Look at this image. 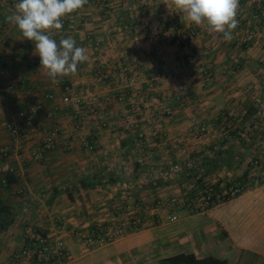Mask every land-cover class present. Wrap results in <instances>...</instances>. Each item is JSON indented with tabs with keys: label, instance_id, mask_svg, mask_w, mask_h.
Instances as JSON below:
<instances>
[{
	"label": "crops",
	"instance_id": "obj_1",
	"mask_svg": "<svg viewBox=\"0 0 264 264\" xmlns=\"http://www.w3.org/2000/svg\"><path fill=\"white\" fill-rule=\"evenodd\" d=\"M259 1L240 0L239 24L228 41L188 22L163 0H89L66 17L62 29L49 30L57 41L71 37L86 49L88 60L68 83L103 118L85 110L83 133L96 137L90 146L56 148L35 162L26 144L27 182L0 179V204L12 218L0 231V264L22 248L28 227L64 238L66 264H163L180 253L264 264V185L99 247L77 236L94 220L110 219L105 204L124 192L185 196L204 180L235 179L251 169L252 159L264 161V30L253 26ZM16 3L0 0V146L9 142L6 122L36 101L46 104L43 122L48 123L46 111L56 110L69 137L74 108L61 103L64 77L53 84L40 69L33 42L5 21ZM125 70L136 75V91ZM156 72L162 73L159 82L151 80ZM180 87L187 98L179 105L168 101L176 108L173 115L152 117L156 101ZM46 93L54 98L46 100ZM136 130L146 133L142 145ZM10 162L21 167L15 156ZM19 186L25 188L22 195L15 193Z\"/></svg>",
	"mask_w": 264,
	"mask_h": 264
},
{
	"label": "built area",
	"instance_id": "obj_2",
	"mask_svg": "<svg viewBox=\"0 0 264 264\" xmlns=\"http://www.w3.org/2000/svg\"><path fill=\"white\" fill-rule=\"evenodd\" d=\"M67 18L63 19V24ZM193 29L191 34H196ZM7 71L1 69V73ZM97 74H102V66L97 69ZM124 76L130 87L136 91V75L133 70H125ZM162 73L156 72L151 80L159 82ZM65 94L61 103L67 108H74L73 129L69 137L63 135L56 110L46 111L48 123L42 119V113L46 110L43 101H36L27 108L17 109L14 119L6 122L5 127L9 133V142L0 146V179L7 183V176L27 182L25 168L24 148L31 144V157L35 162H41L47 153L61 148L66 152L75 150L77 147H88L92 144L95 135L87 136L83 133L86 119L85 110H91L99 119L103 116L97 112L88 98L74 90L68 78L64 77ZM186 88L180 87L171 96L156 101L158 110L151 113L152 117L157 114L171 116L175 112V106L169 102L182 104L186 99ZM46 100H52L54 94L46 93ZM169 101V102H168ZM104 121L101 120L100 123ZM100 127V124L98 125ZM138 132L139 144H144L146 133ZM15 156L20 162L17 168L10 162ZM251 169L242 176L228 181L204 180L195 190L187 195L172 194L169 196L148 197L136 195L133 192H124L115 196L105 204V210L111 218L104 221L94 220L90 226L80 232L78 238L87 246L99 247L117 239L124 238L133 232H137L150 223L174 222L181 218L182 213H199L207 211L219 204L230 201L247 191L264 185V161L255 158L250 161ZM25 192L23 186L15 189L17 195ZM69 259L68 246L64 238H51L43 231L28 227V236L22 248L15 252L8 264H66Z\"/></svg>",
	"mask_w": 264,
	"mask_h": 264
},
{
	"label": "clouds",
	"instance_id": "obj_3",
	"mask_svg": "<svg viewBox=\"0 0 264 264\" xmlns=\"http://www.w3.org/2000/svg\"><path fill=\"white\" fill-rule=\"evenodd\" d=\"M89 0H18L15 14L5 21L15 25L24 39L35 45L34 55L40 58V69L53 84L59 78L76 74L78 65L88 60L86 49L71 38H53L49 30H60L63 19L78 12ZM163 3L184 14V19L197 26L204 25L211 33L222 34L225 41L232 39L238 27L240 0H163Z\"/></svg>",
	"mask_w": 264,
	"mask_h": 264
},
{
	"label": "trees",
	"instance_id": "obj_4",
	"mask_svg": "<svg viewBox=\"0 0 264 264\" xmlns=\"http://www.w3.org/2000/svg\"><path fill=\"white\" fill-rule=\"evenodd\" d=\"M9 176H7V181ZM9 213V209L5 205L0 204V231L6 229L11 223L12 218L9 216ZM163 264H228V262L212 256L198 258L193 253H180L164 259Z\"/></svg>",
	"mask_w": 264,
	"mask_h": 264
},
{
	"label": "rangeland",
	"instance_id": "obj_5",
	"mask_svg": "<svg viewBox=\"0 0 264 264\" xmlns=\"http://www.w3.org/2000/svg\"><path fill=\"white\" fill-rule=\"evenodd\" d=\"M253 13H254V21H255V24L252 23L253 26H256L257 28H259V27L263 28V30H264V3L261 2V0L256 5V8L253 10ZM252 29H253V27H252ZM239 36H242V35L240 34ZM246 44H247V42L243 43V46H246ZM186 91H187V89H186ZM186 98H187V96H186Z\"/></svg>",
	"mask_w": 264,
	"mask_h": 264
}]
</instances>
